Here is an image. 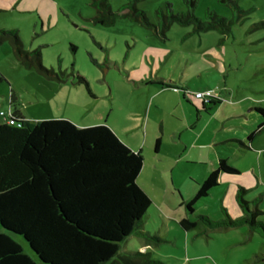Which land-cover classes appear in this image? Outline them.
Returning <instances> with one entry per match:
<instances>
[{
    "label": "rangeland",
    "instance_id": "374dc122",
    "mask_svg": "<svg viewBox=\"0 0 264 264\" xmlns=\"http://www.w3.org/2000/svg\"><path fill=\"white\" fill-rule=\"evenodd\" d=\"M233 1L239 8L221 0H197V16L206 19L207 9H211L224 16L226 24L218 23L217 29L200 36L191 32L192 24L173 23L165 29L167 38L162 39L155 32L169 14L168 3L175 13H186L185 0H108L117 13L116 21L110 25L94 20L98 5L93 0H0V28L18 29L23 48H40L42 65L49 70L48 74L38 72L20 62L9 36L5 37L0 43V73L6 79L1 81L0 77V110L10 113L12 96L14 105L26 118H67L79 126L107 123L135 152L142 150L146 167L138 183L149 191L153 203L144 221L148 234L140 239L151 243L164 264H264V236L250 231L245 223L223 228L201 222L188 231L180 226L185 210L180 195L185 200L194 196L197 183L209 174L206 169H211V159L206 166L187 164V157L172 175L161 167L175 165V154L178 155L168 145L167 140L177 143L166 126L162 127V118L164 111L184 114L179 103L181 89L221 93L223 103L213 110L218 112V119L214 118L208 130L221 138H231L215 148L239 171L225 172L223 181L229 192L238 185L245 186L250 206L264 209V131L253 136L249 144L253 127L239 123L243 118L240 115L258 113L247 105L264 101V0ZM134 8L145 12L149 25L132 14ZM38 16L43 24L36 27ZM194 53H199L200 61L213 69L194 77L192 70L174 69L171 73L163 64L169 54L191 60ZM194 63L187 67H194ZM79 75L89 81V86ZM158 75L168 80L158 79ZM158 93L159 98L166 100V109L151 106V121L147 122L150 102ZM238 107L241 109L234 115ZM187 108L188 117L195 122V110ZM209 117L204 115L194 133L187 136L191 146L198 147L203 141L204 135H199ZM136 124L140 126L135 128ZM157 137L164 140L160 152L163 160L161 156L153 157ZM152 138L155 139L151 144ZM152 160L160 162L157 169ZM210 199L218 201L216 195H210ZM215 205H202L199 210L215 212ZM259 218L264 219V215ZM13 236L34 255L22 236ZM137 238L129 239L128 247L137 248L141 242Z\"/></svg>",
    "mask_w": 264,
    "mask_h": 264
},
{
    "label": "trees",
    "instance_id": "16d2710c",
    "mask_svg": "<svg viewBox=\"0 0 264 264\" xmlns=\"http://www.w3.org/2000/svg\"><path fill=\"white\" fill-rule=\"evenodd\" d=\"M93 1L98 5L94 20L113 24L117 13L108 0ZM221 1L239 8L233 0ZM185 2L186 13H175L168 3L169 14L157 27L156 35L166 39L165 29L173 23L192 24L191 32L200 35L217 29L218 23L226 24V18L211 9H207L206 19L197 16V0ZM132 14L149 25L143 10L134 8ZM8 36L20 62L49 73L42 65L40 48L25 50L18 29L1 28L0 43ZM79 76L89 86V81ZM0 77L6 81L1 73ZM204 101L222 100L214 96ZM257 110L264 116V108ZM263 129L264 120L254 133ZM143 164L142 153L135 152L108 124L79 126L67 118L29 119L11 96L10 113L0 110V264H163L150 250L124 248L153 203L138 183ZM221 171L239 172L226 159H220L197 194L184 203L188 215L180 220L181 227L189 230L199 220L210 227L246 223L264 236V219L259 218L264 209L250 206L245 197L248 189L243 186L237 191L241 218L233 219L222 203V218L216 219L214 212L198 211L199 200L205 198L202 205L217 203L208 197L219 184ZM13 235L22 236L35 256Z\"/></svg>",
    "mask_w": 264,
    "mask_h": 264
},
{
    "label": "crops",
    "instance_id": "0c3cea01",
    "mask_svg": "<svg viewBox=\"0 0 264 264\" xmlns=\"http://www.w3.org/2000/svg\"><path fill=\"white\" fill-rule=\"evenodd\" d=\"M8 6V5H7ZM38 24L42 25L43 24V20L38 16L36 18V21H35V26L38 27ZM1 29V28H0ZM5 29V28H4ZM20 33V31H19ZM201 36V35H200ZM22 37V36H21ZM209 54L211 55H215V52H209ZM194 57H191L192 58L191 60H189V58L185 59L179 55H171L169 54L165 60L163 61V64L164 65H167L169 67V70L171 71V73L174 71V69H179L180 71L182 69H184V71H189V70H192L194 71V77H196L197 74H202V72L206 71V70H209V69H213V66L207 64V63H202L200 61V54L199 53H194L193 54ZM195 62L194 64V67H187L188 65H190V63L192 62ZM158 79H164V80H168V78H166V76L164 75H158L156 76ZM194 77L190 78V80L194 79ZM177 79L180 80V78L177 76L176 77ZM190 80H186L185 82L187 84H189ZM162 87H166V85L164 84H160ZM192 88V87H190ZM196 91H202V90H196ZM159 93L158 94H155V96L152 98L151 102H150V107L149 109L147 110V122L148 121H151V117H150V111H151V106H155L156 108L164 111L166 109L165 107V104L167 103L166 100L164 99H161L159 98ZM217 96L221 99L220 96H222L221 93H219V95L217 94ZM191 97H194L195 99H197L196 101L191 99ZM181 98L179 103L181 102V104L183 105V111H184V114L181 116V115H176V114H173V113H165V115L163 116L162 118V127H165L166 126V129L169 131V134L172 135L173 139H175L177 145H175L171 140H167L168 142V145L169 147L178 153L175 154V165L174 164H171V165H167V166H162L161 167H164L166 171L170 172L171 175L173 173V171H175V169H177L179 166V163L183 160V159H186L187 157V160H186V163L187 164H196V163H201L203 165H208L209 164V160L211 159L212 161V167L211 169H206V171H208V176L210 175V173L218 168L219 166V162H220V159H226L225 157L221 156L220 152L218 150H216L215 147H217V145L219 144H223V143H226L228 140H230L231 138L228 137V136H225V137H222L219 136L217 133L215 132H212L211 133V130H208L210 125L214 124V118L215 120H217V116H218V112L215 113L213 110L220 106L221 103H223V100L220 101V102H213V103H206L204 101V99H201V98H196L192 93H187V91H184V89H181ZM177 100H179L177 98ZM251 104H253V107H251ZM250 105H247L246 107L249 108V109H254L256 110L258 113L254 114L252 116V114H249L248 116H243V115H240L241 112H240V116L243 117L239 123H241L242 125H245V126H250V127H253V130L250 131V134L248 136V139H249V144L250 142L252 141L253 139V136H255L257 133H260L262 131H264V129L260 132H257V133H254V131L257 129V127L259 126V124L264 120V116L261 114V112L259 110H257V107H261V108H264L263 105H264V101H259L258 103L257 102H253L251 103ZM187 106H190L191 108H193L196 112V120L195 122L193 120H191L188 115H189V109L187 108ZM241 109V107H238L237 109L235 108L234 110V115H238L237 114V111ZM143 111V110H142ZM144 112V111H143ZM136 114L138 113H141V112H135ZM203 116V117H200V116ZM204 115H208L210 116L209 117V120L206 121V127L204 126L203 127V131L202 133H200L199 137H202V135H204L202 137V140L201 143L199 144L198 147H195V146H191L187 140V136H189V134L191 133H194L195 129L198 127L197 125V122L200 121L202 118L204 119ZM107 124V123H106ZM109 125V124H108ZM110 126V125H109ZM137 127L140 126V124H136L135 125ZM111 127V126H110ZM148 127V126H147ZM112 128V127H111ZM113 129V128H112ZM114 130V129H113ZM214 130V128L212 129ZM115 131V130H114ZM116 132V131H115ZM190 132V133H189ZM161 133H163V130L161 131ZM165 134V133H164ZM146 138L148 137V133L146 132ZM121 138V137H120ZM155 138H152V142L151 144L153 143V140ZM157 139H159V146L156 147V141ZM125 142V141H124ZM164 140L161 138V137H157L156 140H155V146L153 148V157H159L161 156L160 155V152H161V145L163 144ZM126 143V142H125ZM128 144V143H126ZM129 145V144H128ZM130 146V145H129ZM131 147V146H130ZM132 148V147H131ZM199 148V151L197 150ZM133 149V148H132ZM143 149V148H142ZM134 150V149H133ZM135 151V150H134ZM140 152L142 150H139ZM167 154V153H166ZM165 155V153H164ZM178 157V158H177ZM217 157L218 160H217ZM161 159H162V156H161ZM164 159V158H163ZM162 159V160H163ZM216 159V161H215ZM228 161V160H227ZM153 162V165L155 166V169L158 168V166L160 165V162L157 161V160H152ZM230 163V162H229ZM232 164V163H231ZM234 165V164H233ZM236 166V165H234ZM146 165L143 164V168H145ZM237 167V166H236ZM238 168V167H237ZM142 169L139 173V177H138V180L140 178V175L142 173ZM152 175H156L154 174V172H152ZM225 172L224 171H221L220 172V176H219V184L214 187L213 189V194H210V195H216L217 196V200L216 201L217 203H215L217 207L215 212V217L218 215V214H221V216H219L217 219L219 218H222V213L219 212V210L221 209L220 206H221V203L223 206H225L229 212V214L232 216V217H236V218H241L243 216V211L238 203V200H237V191H238V188L240 186H243V185H238L237 187H235V189L233 188L231 190V192L227 191L226 189V182L223 181V175ZM226 174V173H225ZM208 176H205L204 180L208 177ZM172 177V176H171ZM203 180V181H204ZM202 181V182H203ZM201 182V183H202ZM201 183H197V191L196 193L194 194V196L197 194L198 190H199V187H200V184ZM245 187V186H243ZM147 192L148 194L150 195L149 191L143 187ZM246 188V187H245ZM193 196V197H194ZM151 197V195H150ZM192 197V198H193ZM191 198V199H192ZM191 199H188V200H185L181 195H180V201H181V205H184V203L190 201ZM203 200V199H202ZM208 200L209 201H212L210 199V196L208 197ZM207 200V201H208ZM204 201H205V198H204ZM201 206H202V203H200V201L198 202ZM226 204H229V206H226ZM206 205V204H205ZM185 206V205H184ZM208 206V205H207ZM219 207V208H218ZM262 209V208H261ZM198 211H201L198 209ZM204 211V210H203ZM149 213V212H148ZM188 215V211H187V208L185 206V210L183 212V215L182 217L180 218V220L182 218H184L185 216ZM147 218V215L146 217L144 218V221L145 219ZM144 221L142 223V225L136 230V232L130 236L128 238V240L126 241L125 245H124V248L127 249V250H139V251H143V250H150L151 251V254L153 256H156V257H159L157 254H156V250L151 246V243L146 241V240H141L143 236H145V234L147 235L148 232L146 230H144ZM201 222L205 225H207L205 222H203L202 220H199L197 225L198 226L199 224H201ZM180 223V221H179ZM246 224V223H245ZM181 226V225H180ZM247 226V224H246ZM223 228H225L224 226H222ZM247 228H249L250 231H252L250 229V227L248 226ZM192 229V228H191ZM190 230V229H189ZM185 231H188V230H185ZM138 236V240H140L141 242L138 241V247L137 248H130L128 247V241L129 239H133L135 237ZM141 238V239H140ZM143 243V244H141ZM141 245H145V246H150V248H143V247H140ZM263 257L262 259L264 258V254H262ZM162 261H163V264H164V259L159 257Z\"/></svg>",
    "mask_w": 264,
    "mask_h": 264
},
{
    "label": "built area",
    "instance_id": "2783aa9c",
    "mask_svg": "<svg viewBox=\"0 0 264 264\" xmlns=\"http://www.w3.org/2000/svg\"><path fill=\"white\" fill-rule=\"evenodd\" d=\"M187 93H190V90L187 91ZM196 98L201 99H209L211 97L217 96L216 93H204L202 91H196L195 93H192Z\"/></svg>",
    "mask_w": 264,
    "mask_h": 264
}]
</instances>
